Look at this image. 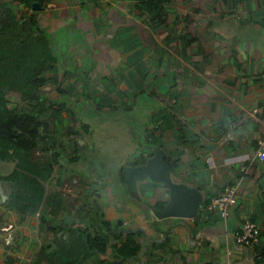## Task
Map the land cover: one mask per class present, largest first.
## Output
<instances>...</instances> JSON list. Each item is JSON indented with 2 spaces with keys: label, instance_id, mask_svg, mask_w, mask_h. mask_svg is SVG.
<instances>
[{
  "label": "crops",
  "instance_id": "0c3cea01",
  "mask_svg": "<svg viewBox=\"0 0 264 264\" xmlns=\"http://www.w3.org/2000/svg\"><path fill=\"white\" fill-rule=\"evenodd\" d=\"M38 18L85 35L44 89L65 167L0 159V264H264V0H48ZM157 148L204 194L195 218L154 214L144 200L164 206L160 182L129 192L124 169ZM230 185L225 219L205 206ZM246 221L260 227L249 245L234 238ZM86 226L108 235L105 252L69 245Z\"/></svg>",
  "mask_w": 264,
  "mask_h": 264
},
{
  "label": "trees",
  "instance_id": "16d2710c",
  "mask_svg": "<svg viewBox=\"0 0 264 264\" xmlns=\"http://www.w3.org/2000/svg\"><path fill=\"white\" fill-rule=\"evenodd\" d=\"M15 1L29 10L28 16L19 17ZM35 2L42 7L48 4V0H0V159L13 158L19 168L32 171L38 168L49 174L56 165L64 168L65 162L61 151L63 143L54 138L52 118L42 116L55 103L44 95V89L49 81L47 72L66 63L59 59L57 51L67 38L57 40L54 47L51 40L54 32L41 26L38 11L33 8ZM11 92H19L22 99L15 107L9 105ZM66 100L59 102L61 110L67 108ZM72 115L80 120L74 111ZM71 133L74 129L67 134ZM37 151L41 154L37 155ZM168 162L174 169L175 163L169 159ZM24 182L18 176V183ZM17 194L15 200L20 199ZM104 224L113 229L109 221L104 220ZM72 232L69 245L75 249L85 246L86 258L89 253L105 252L108 247V235L104 232L91 231L88 226L75 227ZM127 244L120 247L124 256L138 250L137 244L128 247Z\"/></svg>",
  "mask_w": 264,
  "mask_h": 264
},
{
  "label": "water",
  "instance_id": "95a60500",
  "mask_svg": "<svg viewBox=\"0 0 264 264\" xmlns=\"http://www.w3.org/2000/svg\"><path fill=\"white\" fill-rule=\"evenodd\" d=\"M33 8L38 10L44 7L35 2ZM124 173L129 192L139 200H143L139 190L140 181L150 179L167 188L168 197L163 207H153L149 200H144L160 219L195 218L204 204V194L196 186L176 178L162 148H157L146 163L126 167Z\"/></svg>",
  "mask_w": 264,
  "mask_h": 264
},
{
  "label": "built area",
  "instance_id": "2783aa9c",
  "mask_svg": "<svg viewBox=\"0 0 264 264\" xmlns=\"http://www.w3.org/2000/svg\"><path fill=\"white\" fill-rule=\"evenodd\" d=\"M258 152L259 158L264 159V141L261 143ZM37 155L41 154L40 151L36 152ZM66 192L70 190V183H65ZM237 201V187L235 185L228 186L220 194L213 197L207 204L206 208L210 211L217 210L220 215L227 219L231 212V207ZM260 227L257 223L246 221L234 233V238L238 243L249 245L254 243L259 236Z\"/></svg>",
  "mask_w": 264,
  "mask_h": 264
},
{
  "label": "rangeland",
  "instance_id": "374dc122",
  "mask_svg": "<svg viewBox=\"0 0 264 264\" xmlns=\"http://www.w3.org/2000/svg\"><path fill=\"white\" fill-rule=\"evenodd\" d=\"M1 1H4V0H1ZM5 1H12V0H5ZM14 7L18 11L19 17L25 18L26 16H28L29 10L28 9L26 10V8L23 5L18 4L16 2V3H14ZM40 10L41 9L37 10L38 11L37 14H39ZM84 37H85V35H84V33L81 30L73 28L71 25H68L67 27H64V28H61L59 30H56L53 33V36H51V40L54 41V47L55 48L57 46V40L61 41V39H66L67 38L64 44H62V42H61L62 45L60 44L59 50L57 51L58 55H59V59L60 60L62 59V61L65 62L69 58L68 57L69 52H68V49H67L68 42H73V41H77V40L83 41ZM68 38H70V39H68ZM52 41H51V43H52ZM21 102H22V99L20 97V93L19 92H11V94H10V104L9 105L12 106V107H15L16 105L20 104ZM42 116H43V114H42ZM108 163L111 164V161H108ZM76 166L77 165H75V167ZM111 171L114 172V169H111ZM78 211L80 212V210H78ZM90 211H91L92 215L96 216L97 210L92 209ZM95 211H96V213H95Z\"/></svg>",
  "mask_w": 264,
  "mask_h": 264
}]
</instances>
